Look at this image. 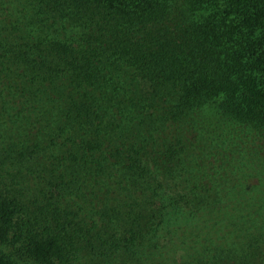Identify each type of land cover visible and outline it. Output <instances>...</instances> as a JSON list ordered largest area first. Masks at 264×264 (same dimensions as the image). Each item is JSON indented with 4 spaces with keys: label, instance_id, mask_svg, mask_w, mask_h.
I'll return each mask as SVG.
<instances>
[{
    "label": "trees",
    "instance_id": "obj_1",
    "mask_svg": "<svg viewBox=\"0 0 264 264\" xmlns=\"http://www.w3.org/2000/svg\"><path fill=\"white\" fill-rule=\"evenodd\" d=\"M0 264H264V0H0Z\"/></svg>",
    "mask_w": 264,
    "mask_h": 264
}]
</instances>
